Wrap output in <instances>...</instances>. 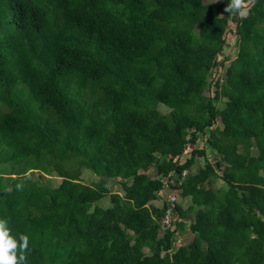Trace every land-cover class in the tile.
<instances>
[{
  "label": "trees",
  "instance_id": "obj_1",
  "mask_svg": "<svg viewBox=\"0 0 264 264\" xmlns=\"http://www.w3.org/2000/svg\"><path fill=\"white\" fill-rule=\"evenodd\" d=\"M226 3L0 0V218L24 264H264V0Z\"/></svg>",
  "mask_w": 264,
  "mask_h": 264
},
{
  "label": "clouds",
  "instance_id": "obj_2",
  "mask_svg": "<svg viewBox=\"0 0 264 264\" xmlns=\"http://www.w3.org/2000/svg\"><path fill=\"white\" fill-rule=\"evenodd\" d=\"M225 11L230 14L245 16L247 10L244 0H227ZM21 185H17L19 189ZM6 219L0 218V264H24L26 250L29 248V238L23 233L14 237Z\"/></svg>",
  "mask_w": 264,
  "mask_h": 264
},
{
  "label": "rangeland",
  "instance_id": "obj_3",
  "mask_svg": "<svg viewBox=\"0 0 264 264\" xmlns=\"http://www.w3.org/2000/svg\"><path fill=\"white\" fill-rule=\"evenodd\" d=\"M218 1H220V0H204L205 3L218 2ZM231 27L233 28V24H231ZM235 43H236L235 37L232 34H228L227 39H226V45H225L224 51H223V56L219 57V59L221 61H220L219 68H217L218 71H217L216 75H218V74L223 75L226 67L228 66L230 61L235 57V53H236V44ZM213 75H215V73ZM209 94L212 95V92L208 93L206 91V95H209ZM198 143H199L198 144L199 146H202L203 141L199 140ZM215 157L216 156L213 152H211V151L208 152V158L211 161H214ZM85 177L89 178L87 174L85 175ZM89 180L92 181V180H95V178L91 177V178H89ZM52 181H53L54 185H58L60 183L61 179L52 176ZM220 183L221 182H218L215 185V188H217ZM111 187H112V191L114 193H119L120 195H124V191L121 188V186H119L117 184H113ZM159 195H160L162 200H169L170 197L175 196V197H177V202H182V199H181V196L179 193H173L169 190H166V191L159 193ZM161 203H162L161 201H158L155 204L161 205ZM183 203L185 204V206H187L189 204L187 200H183ZM108 204H109V202H108V200H106L104 202V205L107 206ZM187 225H188V221L186 222V228L184 230V233H182L179 236V238L177 239V242H176L177 246H180V245L187 243L192 238V234L188 232V226Z\"/></svg>",
  "mask_w": 264,
  "mask_h": 264
},
{
  "label": "built area",
  "instance_id": "obj_4",
  "mask_svg": "<svg viewBox=\"0 0 264 264\" xmlns=\"http://www.w3.org/2000/svg\"><path fill=\"white\" fill-rule=\"evenodd\" d=\"M169 199H170L171 203H174L175 201H177V197H175V196L170 197ZM172 215H173V214H172V210H171V209H168V211H167L165 217L163 218V224H164L165 226H169V225H171Z\"/></svg>",
  "mask_w": 264,
  "mask_h": 264
}]
</instances>
